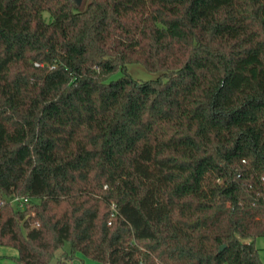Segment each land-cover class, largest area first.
Masks as SVG:
<instances>
[{
  "label": "trees",
  "instance_id": "trees-1",
  "mask_svg": "<svg viewBox=\"0 0 264 264\" xmlns=\"http://www.w3.org/2000/svg\"><path fill=\"white\" fill-rule=\"evenodd\" d=\"M256 236L264 0H0L11 264H263Z\"/></svg>",
  "mask_w": 264,
  "mask_h": 264
},
{
  "label": "rangeland",
  "instance_id": "rangeland-1",
  "mask_svg": "<svg viewBox=\"0 0 264 264\" xmlns=\"http://www.w3.org/2000/svg\"><path fill=\"white\" fill-rule=\"evenodd\" d=\"M132 70V71H131ZM130 71L133 75H137L141 78H147L152 73L144 71L140 66H131ZM255 246L259 249L258 255L262 263L264 264V237L256 236L255 237ZM62 250L68 251L69 250V243L65 242L64 248ZM61 249L56 252V256L60 254L62 251ZM16 255V250L0 244V264H11V257ZM54 264V261L51 262ZM72 264H97L95 261L83 258L80 254H77L76 257L73 259Z\"/></svg>",
  "mask_w": 264,
  "mask_h": 264
},
{
  "label": "built area",
  "instance_id": "built-area-1",
  "mask_svg": "<svg viewBox=\"0 0 264 264\" xmlns=\"http://www.w3.org/2000/svg\"><path fill=\"white\" fill-rule=\"evenodd\" d=\"M12 201L13 202L17 201L19 203V205L21 206L25 201H27V198L24 197V196H16V197L13 198Z\"/></svg>",
  "mask_w": 264,
  "mask_h": 264
},
{
  "label": "water",
  "instance_id": "water-1",
  "mask_svg": "<svg viewBox=\"0 0 264 264\" xmlns=\"http://www.w3.org/2000/svg\"><path fill=\"white\" fill-rule=\"evenodd\" d=\"M79 1V0H78ZM223 248V245L220 246L219 250H221Z\"/></svg>",
  "mask_w": 264,
  "mask_h": 264
}]
</instances>
